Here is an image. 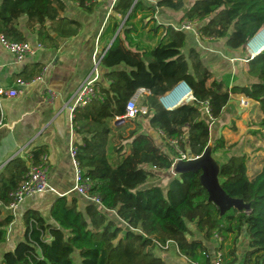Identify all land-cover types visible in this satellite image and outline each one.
Here are the masks:
<instances>
[{"label": "trees", "instance_id": "obj_1", "mask_svg": "<svg viewBox=\"0 0 264 264\" xmlns=\"http://www.w3.org/2000/svg\"><path fill=\"white\" fill-rule=\"evenodd\" d=\"M68 3L90 12L95 5L92 0H3L0 36L27 42L19 23L26 17V30L36 35L37 42L57 49L81 28L80 22L65 15ZM157 9L184 11L176 25L198 21L203 40L230 52L244 50L264 26V0H195L188 8L184 0H118L102 34L104 41L114 39L100 56L109 84L97 82L99 97L77 108L72 121L81 136L77 159L92 180L91 195L100 197L104 208L87 200L82 207L80 196L71 195L53 201L50 220L38 211H27L24 239L3 254V264H166L154 250L168 242H174L192 262L211 264L204 241L187 237L192 223L205 241L217 236L221 248L230 243L228 253H222V264H238L236 243L244 234L249 250L243 264H264V166L250 180L247 154L236 151L237 143L228 145L221 130L212 131L231 96L238 94L260 104L263 118L255 133H264V50L249 61L247 74L254 81L234 84L237 79L232 73L215 74L191 32L157 23ZM143 37L148 38L145 45ZM41 70L39 66L31 72L27 67L15 80L31 82ZM180 81L190 86L196 102L164 109L159 97ZM140 88L151 92L144 117L149 129L143 130L136 119V128L126 135L123 127L133 121L117 126L114 122L125 115L127 102ZM206 102L213 123L201 109ZM231 129L236 130L235 123ZM181 137L185 138L181 149L193 157L201 156L212 143L213 155L221 153L224 158L218 161L223 189L250 204V210L232 208L221 215L208 201L201 172L172 175L179 154L169 140ZM44 153L34 150L33 162L41 163ZM27 172L26 162L19 157L0 172V246L7 242L8 228L15 220L3 210ZM163 172L173 176L167 186L141 188Z\"/></svg>", "mask_w": 264, "mask_h": 264}, {"label": "crops", "instance_id": "obj_2", "mask_svg": "<svg viewBox=\"0 0 264 264\" xmlns=\"http://www.w3.org/2000/svg\"><path fill=\"white\" fill-rule=\"evenodd\" d=\"M2 1L0 0V4ZM92 2L95 5L91 12L83 9L78 3H68L65 15L80 22L81 28L77 36L62 40L57 49L37 47L39 43L36 35L30 34L26 30V17L19 20L20 28L28 38L27 42L35 47V53L26 61L20 63L0 45V89L6 92L11 89L21 91L17 97L7 95L0 97V172L17 157L24 159L29 168L33 162V151L43 149L45 151L44 155L48 157V179L55 189V192H47L43 195L26 198L17 210L12 211L7 207L4 208V215L12 214L15 220L8 228L7 242L0 246V264H3V254L7 251H13L16 245L24 239L23 215L27 211H38L46 220H50V209L57 197L77 195L72 192L74 168L70 156V147L81 143V136L76 133L73 127L68 105L73 102L80 87L93 72L95 59L102 56L114 41V39L112 41L102 40V34L112 13L109 8V1L92 0ZM159 10L157 9V13ZM201 43L204 48L200 47L198 43L197 45L205 51L204 57L217 76L232 73L233 77L237 79L234 84H248L246 78L248 77L249 64L244 68L245 80L242 81L241 78L236 77L239 76L240 69L235 63L229 61V59L240 56L242 51H226L218 46V43L214 44L207 39L201 40ZM190 44L194 45V42ZM226 55H231V57ZM39 66L42 67V79L32 80L23 87H17L15 79L18 75L22 74L27 67L32 72ZM105 72L106 70L99 66V79L97 82L108 85L109 83L106 82L104 77ZM50 91L56 95L53 99L50 98ZM149 95H151V92L139 98L138 104L141 107L148 109L146 99ZM243 97L246 96L232 95L224 112L227 111L231 114L238 127L236 133H234L236 135H233L235 138L233 143L240 140L243 142L242 140L245 139V143L249 142L247 147H250L254 142L253 140H257L255 135L261 132L255 133L253 131L251 133L247 131L250 128L245 126L244 122L246 120L249 122L251 119L255 120L257 116L261 122L263 113L260 104L253 100L251 109H242L240 99ZM141 119L144 118H139L138 121L141 122ZM144 124L143 130H148L147 120L146 122L144 120ZM114 125L117 126L116 121ZM253 128H258L256 129L258 131L259 125ZM246 150L249 151L250 148H246ZM250 155L253 156L254 154H247L248 157ZM250 165L259 167L254 177L250 178V180H253L262 171L264 165H259L252 159H248L247 174L250 172ZM80 201L82 207H84L86 200L80 197ZM189 228L190 233L187 237L191 240L204 241L212 260L211 264H215L218 252L224 255L228 253L229 242L224 243L223 248H221V238L214 237L209 241H205L204 235L197 231L195 224H189ZM236 248L238 264H243L249 250V241L246 234L237 241ZM154 253L162 258L166 264H205V262H192L182 255L174 242H169L164 248L156 247Z\"/></svg>", "mask_w": 264, "mask_h": 264}, {"label": "built area", "instance_id": "obj_3", "mask_svg": "<svg viewBox=\"0 0 264 264\" xmlns=\"http://www.w3.org/2000/svg\"><path fill=\"white\" fill-rule=\"evenodd\" d=\"M108 1L110 4L109 7L110 11H112L115 5L117 4L118 0H108ZM149 1L155 3L158 0H149ZM198 25H199L198 21L186 20L182 22L180 25H173V27L177 31L191 32L195 36L198 45L204 48L203 44L201 43V40H203V38L200 31L198 30ZM263 29L264 26L255 34V36L246 45L249 52V59H247L248 63L250 60H252L255 56L259 54L258 53L254 55L253 53H251L249 45ZM0 45H2L8 52H10L20 63L26 61L30 56H32L35 53V47L30 42H10L7 39H5L3 36H0ZM37 47L42 48L40 44H38ZM240 60L241 59L238 58L229 59L231 63H235L236 61H240ZM100 62H101V58L99 56L98 59H95L93 72L82 84L73 102L68 105L71 121H73L74 113L77 108L84 107L90 102H92L94 99L99 97L95 85L99 79ZM40 79H42V75L38 76L34 80H40ZM27 83L28 82L19 79L17 81V87H23ZM20 93L21 91L18 89H11L7 92L4 91L3 89H0V97L5 95L9 97H17ZM49 94H50V98L52 99L56 96L55 93L51 91L49 92ZM147 94H150V92L145 88L138 89L135 95L127 102L125 115L122 117H118L116 119V125H122L126 121H133L139 118H144L145 115L148 114V109L145 107H141L138 104V101L140 97ZM159 102L164 107V109L171 111L183 104L196 102V98L194 97L193 91L190 88V86L185 81H180L177 84H175L170 91L160 96ZM240 106L242 107V109H246V110L251 109L253 107L252 100L250 98L243 97L240 99ZM201 109L204 112V115L208 117V119H210L211 123H213L214 119L212 117V112L209 104L207 102L202 103ZM160 134L163 135L162 132H160ZM180 142H185V138L181 137L178 139L169 140L170 145L173 146L179 154V156L176 158L172 166V169L170 170V172L174 176L177 175L174 172L175 165L179 161H186L190 158L189 155L183 152V150L181 149ZM77 153H78L77 145H72L70 147V156L74 168V186L72 192L76 193L78 196L84 198L85 200L104 208L100 197L91 195L92 180L90 176H88L86 171L81 168L79 161L77 159ZM41 159L42 161L39 164H35L34 162L30 164L26 175V179L11 194L13 200L7 206V208H9L10 210L12 211L17 210V208L26 198L35 195H43L46 194L47 192H55V189L51 186L48 179V172H49L48 157L47 155H43ZM166 245L158 244V247L164 248ZM215 264H222L221 252L217 253Z\"/></svg>", "mask_w": 264, "mask_h": 264}, {"label": "rangeland", "instance_id": "obj_4", "mask_svg": "<svg viewBox=\"0 0 264 264\" xmlns=\"http://www.w3.org/2000/svg\"><path fill=\"white\" fill-rule=\"evenodd\" d=\"M184 1H185V4H186V8H188V7H190L192 5V3L195 0H184ZM183 13H184V11L175 12V11H172V10L160 9L158 13L156 12L154 14V17H155L157 23L169 25V24H176V23L180 22V19H181ZM147 20H149V19H147ZM144 33H146V32H144ZM147 40H148V38L143 37L141 41L145 45L146 44L145 42ZM250 50H251V53H252V48H250ZM248 57H249V52H248L247 47H245V49L242 50L240 56L236 57L238 59H241L240 61H236L235 62V64L240 69L239 76H236V77L237 78H241L240 80H242V81L245 80L244 68H246L247 65L249 64L247 62V58ZM246 79H247L248 83L250 81H254V79L251 76H248ZM258 118L259 117L257 116V118L255 120L251 119L249 122L247 120L244 122V125L248 126L250 128L247 131H249L251 133L253 131H257L256 129H258V128H253V127H257L259 125L260 120ZM144 120L145 119H141V122H139V121H137V122L140 125H142V127H143L145 125L144 124ZM145 122H146V120H145ZM216 123L219 124V125L212 126V131H216L217 132L218 130H221L220 133L223 132L222 135L224 136L227 144L228 145L234 144L233 141L235 140V138H234L233 135H236L234 133H236L238 127L236 126V130L231 129V125L233 123H235V125H236V121L233 120L231 114L228 113L227 111L223 112L222 115L220 116V118L216 121ZM224 123H226V125L223 126L222 124H224ZM136 126H137V123L135 121L128 122L123 127V131H124V133L126 135H129L130 132L133 131L136 128ZM214 135H216V133L213 132V136ZM255 136H256L257 140H253L254 142L252 143V145L250 147H247L249 145V142L245 143L244 142L245 139H243L242 140L243 142H241V140L239 142H237V144H236L237 146L235 147V149H236V151L237 150H241L242 152H244L246 154H248V153L254 154L253 156L250 155L248 157V159L249 160L252 159L254 162H256L259 165H264V133L256 134ZM211 145H212V143H211ZM246 148L247 149L250 148V150L247 151ZM213 157L217 161L224 159V158H222V154L221 153L215 154V155H213ZM251 157H253V158H251ZM249 167H250V169H249L250 172H249L248 176H249V178H253L254 174H256L258 172L259 167L258 166L255 167V166H251V165ZM173 176L170 175L168 172L160 173V174H158V176H156V179L150 178L144 185L141 186V188H149V187H152V186H155V185H160V186L165 187L169 183L170 178L173 177Z\"/></svg>", "mask_w": 264, "mask_h": 264}, {"label": "water", "instance_id": "obj_5", "mask_svg": "<svg viewBox=\"0 0 264 264\" xmlns=\"http://www.w3.org/2000/svg\"><path fill=\"white\" fill-rule=\"evenodd\" d=\"M120 30L121 28L116 36L120 33ZM189 157L188 160L179 161L175 165V174L201 172L200 181L208 193V201L220 209L221 215H224L232 208L239 211L250 210V204H246L242 199L230 197L223 189L220 181V164L213 157L211 144L206 147L201 156L193 158V156L189 154Z\"/></svg>", "mask_w": 264, "mask_h": 264}, {"label": "bare ground", "instance_id": "obj_6", "mask_svg": "<svg viewBox=\"0 0 264 264\" xmlns=\"http://www.w3.org/2000/svg\"><path fill=\"white\" fill-rule=\"evenodd\" d=\"M249 47L252 48V53L254 55L264 50V30L255 37V39L250 43Z\"/></svg>", "mask_w": 264, "mask_h": 264}]
</instances>
